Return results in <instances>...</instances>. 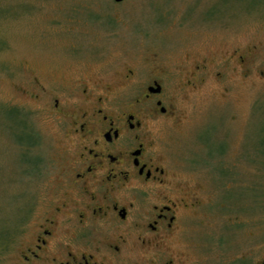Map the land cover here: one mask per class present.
<instances>
[{
  "label": "rangeland",
  "instance_id": "374dc122",
  "mask_svg": "<svg viewBox=\"0 0 264 264\" xmlns=\"http://www.w3.org/2000/svg\"><path fill=\"white\" fill-rule=\"evenodd\" d=\"M128 69L168 72L154 133L171 184L200 201L161 247L183 264H264V0H0V264H22L62 167L50 93L73 100L83 79L118 85Z\"/></svg>",
  "mask_w": 264,
  "mask_h": 264
},
{
  "label": "flooded vegetation",
  "instance_id": "af4514ba",
  "mask_svg": "<svg viewBox=\"0 0 264 264\" xmlns=\"http://www.w3.org/2000/svg\"><path fill=\"white\" fill-rule=\"evenodd\" d=\"M205 71L203 62L195 64L184 85L193 87L191 77ZM138 76L128 69L118 85L83 79L73 100L63 88L50 93L47 113L66 147L55 187L18 253L22 264H120L133 249L159 252L142 264H183L180 251L161 246L200 201L171 184L154 133L168 114L164 84L170 76L164 70ZM130 86L137 93L126 99Z\"/></svg>",
  "mask_w": 264,
  "mask_h": 264
},
{
  "label": "water",
  "instance_id": "95a60500",
  "mask_svg": "<svg viewBox=\"0 0 264 264\" xmlns=\"http://www.w3.org/2000/svg\"><path fill=\"white\" fill-rule=\"evenodd\" d=\"M114 1L119 2V1H122V0H114Z\"/></svg>",
  "mask_w": 264,
  "mask_h": 264
}]
</instances>
